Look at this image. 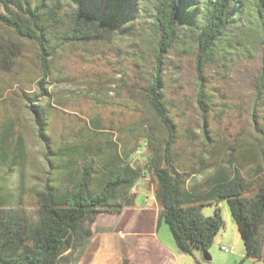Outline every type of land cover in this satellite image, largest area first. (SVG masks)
<instances>
[{
    "label": "trees",
    "instance_id": "trees-1",
    "mask_svg": "<svg viewBox=\"0 0 264 264\" xmlns=\"http://www.w3.org/2000/svg\"><path fill=\"white\" fill-rule=\"evenodd\" d=\"M0 7V26L13 36L12 40L0 39V157L4 159L9 151H22L21 139L13 129L25 99H43L42 105L30 103L28 107L40 136L52 137L55 96L43 84L59 79L64 47L112 49L117 39L138 36L142 27L148 32L144 39L153 57V72L144 88L151 123L141 118L143 130L138 133V119L131 120L127 136L134 143L127 142L130 138L121 145L112 143L106 129L122 128L114 127L112 120L103 123L99 115L92 116L95 129L90 134L46 151V156L53 157L47 156L49 176L35 194L34 220L21 210L8 209L7 196L0 192V264H72L74 259L75 264H87L86 257L79 258L80 249L93 237L104 215H118L135 205L136 185L142 179L153 186L160 207L157 222L165 221L178 250L210 256L209 247L224 227L218 203L225 200L245 257L261 258L262 163L251 169L249 179L234 163L232 170L210 175L205 189L187 188L190 173L176 169L170 160L175 138L171 106L175 105L167 98L160 70L167 54L190 53L200 80L196 102L202 115L212 116L223 103L219 95L203 88L205 67L238 60L249 52L245 41L259 40L260 44H249L263 53L257 98L264 80V0H0ZM141 51L138 44L130 50L128 61L134 66L144 61ZM262 119L255 129L264 153ZM143 146L148 153L140 164L133 153ZM236 150L237 146H231L229 157ZM0 165L4 164L0 161ZM4 167L2 177L9 170ZM211 199L216 202L213 214L204 216L200 207L211 204ZM100 242L96 237L88 251L94 253ZM122 264L136 263L123 251Z\"/></svg>",
    "mask_w": 264,
    "mask_h": 264
},
{
    "label": "rangeland",
    "instance_id": "rangeland-1",
    "mask_svg": "<svg viewBox=\"0 0 264 264\" xmlns=\"http://www.w3.org/2000/svg\"><path fill=\"white\" fill-rule=\"evenodd\" d=\"M141 28L138 36L117 39L112 49L100 47L103 49L98 50L79 45L75 48L64 47L59 79L43 84L55 96V104L51 103L56 108L51 116L52 137H46L49 147L46 139L40 136L34 114L28 107L30 103L42 105L43 99H25V105L17 115L13 129L21 139L22 151H9L7 159L0 157L4 164L0 165V192L7 196L8 209L21 210L32 220L36 218L38 206L35 194L49 176L47 156L53 157V154L48 153L46 156V151L55 150L53 145H70L82 137L83 133L90 134L89 130L95 129L90 123L92 116L99 115L103 118V123L112 120L114 127L122 128L121 131L106 129L110 132L108 137L111 142L117 145L130 138L127 136V125L132 119H138V133L143 130L141 118L151 123L144 88L153 72V57L149 43L144 39L149 37L148 32ZM0 39L12 40L13 36L0 26ZM258 41H245L249 52L238 60L224 64L217 61L205 67L203 88L219 95L218 101L223 103L212 116L208 113L206 116L202 115L196 102L200 80L192 55L177 53L176 56L169 53L161 64L160 75L166 84L167 98L175 105L171 106L175 138L170 149V160L176 169H184L190 173L187 188L195 186L197 189H205V181L210 175L220 170H232L234 163L241 166L240 172L246 179L250 178L251 169H257V165L262 163L261 175H264V153L260 152V141L255 129L256 123L263 122L264 117V80L261 93L256 98L263 53L260 47L249 45L260 44ZM136 44L142 46L141 54L144 57L139 66L128 61L130 50L136 49ZM127 142L134 143L131 138ZM234 145L237 150L231 158L228 153ZM147 153V148L143 146L133 156L141 164ZM5 165L9 170L2 177ZM136 189L133 207L125 209L120 215L107 213L104 215L107 218L102 219L103 216L100 219L93 237L80 249V259L86 257L87 264H115L120 248L117 244L114 246L112 238L114 236L118 241L120 229H123L122 233L128 230L136 239L155 233L162 243L177 248L165 221L161 219L157 222L154 210H159L160 207L153 196L151 183L142 179L137 183ZM146 193L152 195L149 200H145ZM210 202L211 204L200 207L204 216L213 214L215 199ZM218 206L224 227L216 234L209 247L210 259L206 260L200 251L191 254L177 249L178 260L171 257L170 264L172 260L178 261L177 264H264V240L261 258H246L243 242L227 202L222 200ZM117 216L122 219L120 222H114ZM96 237L101 242L93 253L88 250ZM222 244L231 246L233 252H224L220 248ZM116 252L117 259L114 258ZM76 261L74 259L72 264Z\"/></svg>",
    "mask_w": 264,
    "mask_h": 264
},
{
    "label": "crops",
    "instance_id": "crops-1",
    "mask_svg": "<svg viewBox=\"0 0 264 264\" xmlns=\"http://www.w3.org/2000/svg\"><path fill=\"white\" fill-rule=\"evenodd\" d=\"M145 195H146L145 200H149L152 196L150 193H146ZM158 212L159 210L157 209L156 211L154 210V214L157 215L156 216L157 218H158ZM117 218L118 216L115 219L114 218H110V219H114V222H120L122 220ZM122 232L123 229H120L118 233L119 238L117 242L114 236L112 238V242L114 246L115 244H117L119 245L120 248L119 258L117 257L118 252H116L114 256V258L116 259L118 258L117 260L114 259L116 261L115 264H122L123 251H125L126 254L130 257V259L134 261L136 264H170L171 257L172 258L176 257V260H178L177 258L178 254L176 252L178 251L177 248H174L173 245L168 246L162 243L159 237L155 233L147 236L138 237V239H136L135 235L134 237H132L131 236L132 234H130L128 230H126L125 233ZM195 258L197 259V255H195ZM177 262L178 261L175 262L174 260H172V264H177Z\"/></svg>",
    "mask_w": 264,
    "mask_h": 264
},
{
    "label": "built area",
    "instance_id": "built-area-1",
    "mask_svg": "<svg viewBox=\"0 0 264 264\" xmlns=\"http://www.w3.org/2000/svg\"><path fill=\"white\" fill-rule=\"evenodd\" d=\"M141 151V149H139V150H136V154L137 153H139ZM220 248L224 251V252H226V253H232L233 252V248L231 247V246H226V245H221L220 246Z\"/></svg>",
    "mask_w": 264,
    "mask_h": 264
},
{
    "label": "water",
    "instance_id": "water-1",
    "mask_svg": "<svg viewBox=\"0 0 264 264\" xmlns=\"http://www.w3.org/2000/svg\"><path fill=\"white\" fill-rule=\"evenodd\" d=\"M204 255V254H203ZM204 258L207 260V259H210V256H205L204 255Z\"/></svg>",
    "mask_w": 264,
    "mask_h": 264
}]
</instances>
